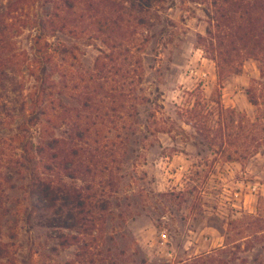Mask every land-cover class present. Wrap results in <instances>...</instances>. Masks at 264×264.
I'll return each mask as SVG.
<instances>
[{
  "label": "rangeland",
  "instance_id": "rangeland-1",
  "mask_svg": "<svg viewBox=\"0 0 264 264\" xmlns=\"http://www.w3.org/2000/svg\"><path fill=\"white\" fill-rule=\"evenodd\" d=\"M56 3L0 0L5 22L0 51L8 58L16 56L9 78L0 82V111L7 115L0 126V264H264V78L254 60L223 78L221 101L235 111V122L232 132L216 138L220 111L211 101L219 98L218 79L199 41L208 22L203 11L207 5L200 0H162L135 34L144 74L143 92L138 93L156 97L158 107L140 106L128 152L121 160L115 157L120 170L110 177L112 188L104 195L113 204L112 213H104L95 224L89 216L84 221L69 219L74 226L68 230L45 226L50 212L32 209L36 196H29L28 190L33 178L49 177L52 170L55 181L76 188L91 181L80 174L71 179L54 163L43 162L37 156V125L22 124V108L28 116L36 112L37 83L28 63L20 60L23 54H34L37 21H47ZM111 7L103 2L96 15L110 17ZM81 15L79 25L86 34H52L48 24L46 38L76 47V68L92 69L94 59L108 47L83 6H76L70 18ZM13 24L16 29L8 26ZM195 106L212 130L208 135L190 118ZM113 123L116 129L119 121ZM250 123L256 124L254 139L245 138ZM19 124L27 131L11 137ZM65 130L60 124L54 133ZM234 133L240 135L237 141Z\"/></svg>",
  "mask_w": 264,
  "mask_h": 264
},
{
  "label": "trees",
  "instance_id": "trees-1",
  "mask_svg": "<svg viewBox=\"0 0 264 264\" xmlns=\"http://www.w3.org/2000/svg\"><path fill=\"white\" fill-rule=\"evenodd\" d=\"M161 1L133 0L124 3L120 0H58L48 20L37 21V33L32 41L34 54L31 58L23 54L20 60L22 65L28 63L37 83L36 112L28 116L26 109L22 108V124L37 125V156L43 162L46 160L54 163L56 170L66 172L71 179L76 174L91 178L83 189L60 180L55 181L52 170L49 177L38 175L33 178L28 190L29 196H36L32 209L43 215L50 212L46 218V227L68 230L74 226V223H69V219L84 221L89 216L90 223L95 224L102 220L104 213H112L113 204L104 199V195L107 188H112L110 177L120 170L114 166L117 160L115 157L121 160L128 152L131 137L135 135L133 121L140 112V106L153 103L158 107L153 102L157 101L156 97L140 95L143 92L140 86L144 74L137 56L140 49L139 44H135V34L140 25L146 24L151 10ZM103 2L114 8L112 17L100 18L96 15V10ZM127 2L129 5L125 6ZM200 4L207 5L203 11L208 22L205 33L199 35V41L204 44L208 59L215 64L218 79L219 98L211 101L220 111L216 138H224V132L227 130L229 133L235 122V111L225 109L221 101L223 78L238 74L247 60L259 64L261 77L264 78V0H200ZM79 5L93 19L97 25V34L104 36L103 42L108 47V52L100 51L94 59L92 69H84L82 66H79L81 69L76 68L79 63L76 47L64 42L53 44L46 38L48 24L52 34L67 32L74 37L86 34L87 29L81 26L82 21L79 20L83 16L70 18ZM10 6L9 3L7 10ZM12 18L10 15L7 17L8 20ZM3 19L0 16V36L5 24ZM8 26L16 29V24ZM5 55L0 51V82L9 78L7 72L13 67L12 58H16ZM56 74L59 75L57 81ZM251 103L259 106L255 99L251 98ZM6 117L0 111V126L5 125ZM190 118L200 131L207 135L211 133L212 130L202 121L203 115L196 113V106L190 111ZM115 120L120 125L113 129L110 125ZM60 124L67 127V130L56 135L54 132ZM26 128L19 124L11 137L19 138L22 132L27 131ZM112 130L116 134H112ZM238 130L243 131L241 128ZM256 132V124L250 123L245 138L254 139ZM109 134H112V138ZM239 136L234 133L236 141ZM2 137L4 139L5 134ZM228 137H231V133ZM23 151L27 153L25 148ZM42 161L38 164L42 165ZM43 168H46L45 165ZM79 264H95V261L82 260Z\"/></svg>",
  "mask_w": 264,
  "mask_h": 264
}]
</instances>
